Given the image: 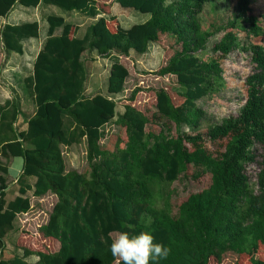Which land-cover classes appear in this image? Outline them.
Returning a JSON list of instances; mask_svg holds the SVG:
<instances>
[{
    "label": "trees",
    "instance_id": "obj_1",
    "mask_svg": "<svg viewBox=\"0 0 264 264\" xmlns=\"http://www.w3.org/2000/svg\"><path fill=\"white\" fill-rule=\"evenodd\" d=\"M217 1L0 0V17H6L17 4H45L68 13L101 16L79 37L78 25L63 16L49 15L47 38L33 73L24 80L35 105L27 129H16L21 113L16 98L0 107V264H29L31 257L37 258L35 264H114L118 260L122 264L110 252L113 234L121 232H149L154 243L169 249L167 258L150 264H210L213 259L220 263L229 251H243L251 256V264H264V258L255 256L264 250V46L246 43L237 33L256 40L263 29L250 0H240L238 13L213 48L221 57L203 60L201 54L216 32L203 29L200 15L206 5ZM113 2L149 18L125 28L118 19L106 17ZM58 29L62 31L56 35ZM39 36L36 21L6 24L0 30L7 54L22 53L23 41ZM163 36L174 37L181 46L158 71L160 76L177 78L179 86L174 90L181 102L174 104L166 89L156 92L157 111L175 125V135L170 130L147 131L150 119L145 113L127 104L118 114L116 101L109 97L122 93L129 77L120 57L131 51L144 54ZM235 49L251 53L255 71L247 78V100L238 116L208 127L211 141L228 140L224 152L214 155L201 133L194 135L185 128L199 130L204 112L197 103L226 85L221 58ZM88 51L113 57L108 96L86 95L89 72L84 56ZM116 117L125 137L115 149L105 148L100 144L103 127ZM84 140L86 171H67L62 147ZM256 144L263 150L258 191L246 172L256 162ZM1 157L24 160L17 181L19 195L9 203L5 199L8 166ZM191 165L207 169L211 183L183 201L174 215L169 187ZM29 178L35 182L30 184ZM48 194L57 201L40 233L58 240L60 247L53 251L20 244L21 254L5 258V238L15 230L18 215L32 208L33 198Z\"/></svg>",
    "mask_w": 264,
    "mask_h": 264
},
{
    "label": "rangeland",
    "instance_id": "obj_2",
    "mask_svg": "<svg viewBox=\"0 0 264 264\" xmlns=\"http://www.w3.org/2000/svg\"><path fill=\"white\" fill-rule=\"evenodd\" d=\"M99 1L112 2V0ZM239 1L218 0L215 4L206 5L203 13L200 15L202 27L203 29L214 31L216 34L209 39L208 49L201 54L203 60H208L210 57H221L220 53L213 51V48L226 33L224 29L227 23L238 13ZM250 3L253 10L252 13L260 19V26L263 29L262 35L260 38L253 40L247 37L244 32L238 31L237 33L240 39L246 43L253 42L264 46V0H250ZM55 8L60 13L58 15L65 17L66 11L58 7ZM110 10L111 13L107 14L106 17L118 19L125 28L145 22L149 18L148 14L131 9H124L115 2L112 3ZM48 13L52 14L53 12L49 11ZM33 14L34 12L27 18H31ZM99 17L101 16L93 18L81 12L66 14L68 21L78 25L79 30L77 35L79 37H82L88 26ZM180 49L181 46L176 43L174 37L163 36L158 42L152 43L148 52L144 54L131 51L129 56L120 57V61L129 70V77L127 78L125 89L122 93L109 96L116 101L118 114H121L125 110L127 104H131L149 117L150 122L147 125V131L160 133L162 130L166 132L170 130L175 135V125L157 111L156 92L160 89H166L174 104L177 105L181 102V98L174 90V88H178L179 86L177 78L172 75L160 76L158 74V71ZM84 60L89 72L86 95L91 97L100 93L108 96V77L113 63V57H102L95 51H88L84 56ZM221 63L226 85L221 90L198 101V107L204 112L199 130L185 128L186 131L194 135L201 133L206 148L214 155L224 152L228 140L211 141L207 135L208 127L211 124L221 122L225 118L238 116L247 100V78L255 71V64L252 62L251 53L240 49H235L226 57H222ZM3 80L8 81L7 78H3ZM136 90L140 91L137 93L135 100L130 101L131 96ZM23 105L24 112L32 114L35 111V105L32 100H27ZM1 106L3 105L0 104ZM117 119L118 117L103 127L104 137L100 141V144L105 148L115 149L118 143L122 145L125 132L117 123ZM62 149L67 171L75 170L80 173L86 171L88 160L85 140L71 147L63 146ZM254 149L257 154L256 162L248 165L246 172L252 188L258 191V174L261 170L260 162L262 160L263 150L259 144H256ZM210 183L211 173L207 169L197 165H191L188 172L185 175H181L179 180L175 181L169 187L173 214H176L179 205L190 195L202 191ZM12 198L13 194L9 192L7 199L11 200ZM56 201L57 197L53 194H48L43 198L32 199V208L28 212L18 215L15 230L10 232L5 238L6 248L3 250L5 258H12L17 254H21L22 245L20 244L35 249L45 247L53 251L60 247L58 240L52 238L46 239L40 233V227L48 222ZM116 236L118 234H113L114 238ZM20 238H22L21 242H19ZM255 256L264 258V250L261 248L259 254ZM36 260V257L29 258V264H35ZM250 260L251 256L243 251H229L223 256V260L220 263L213 259L210 264H251ZM114 264H119V260Z\"/></svg>",
    "mask_w": 264,
    "mask_h": 264
},
{
    "label": "crops",
    "instance_id": "obj_3",
    "mask_svg": "<svg viewBox=\"0 0 264 264\" xmlns=\"http://www.w3.org/2000/svg\"><path fill=\"white\" fill-rule=\"evenodd\" d=\"M49 11H52L53 13L50 14L48 13ZM33 12L34 14L32 15V17L27 18ZM53 14L58 15L60 13L56 10L55 6L52 5L40 4L37 7H24L20 4H17L6 17H0V30L6 24L18 25L22 23L36 21L40 25L39 38H30L24 40L22 53L13 52L7 54L2 48L1 44L0 104L3 105L6 101L12 100L14 98H16L21 104V113L16 122V129L18 130V132L25 131L27 129L28 120L35 113V111L32 114L24 112L25 109L23 108V104L26 103L27 100H31V96L29 95V93L26 92L24 88V80L33 73L34 62L47 38L48 24L46 19L49 15ZM66 20L68 21L67 18ZM61 31L62 29H58L55 34L59 35ZM3 78H7L8 81H4ZM1 160L4 164L8 166V174L5 175L7 179L5 199L9 203L19 195L20 186L17 185V181L22 174L24 160L22 157H14L9 160L4 157H1ZM34 182L35 178H29L30 184H33ZM9 192H12L13 194V198L11 200L7 199V195ZM28 195L31 196L32 192L29 191Z\"/></svg>",
    "mask_w": 264,
    "mask_h": 264
},
{
    "label": "clouds",
    "instance_id": "obj_4",
    "mask_svg": "<svg viewBox=\"0 0 264 264\" xmlns=\"http://www.w3.org/2000/svg\"><path fill=\"white\" fill-rule=\"evenodd\" d=\"M113 257H118L122 264H150V261L167 258L169 249L161 243H154L149 232L130 235L121 232L110 244Z\"/></svg>",
    "mask_w": 264,
    "mask_h": 264
}]
</instances>
